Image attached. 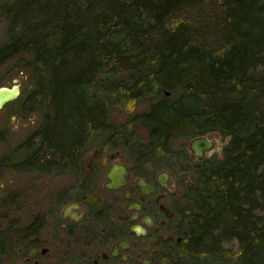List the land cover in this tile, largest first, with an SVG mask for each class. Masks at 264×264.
<instances>
[{"label": "trees", "instance_id": "obj_1", "mask_svg": "<svg viewBox=\"0 0 264 264\" xmlns=\"http://www.w3.org/2000/svg\"><path fill=\"white\" fill-rule=\"evenodd\" d=\"M8 8L0 67L14 59L10 68L25 71L22 110L42 115L18 166L77 167L96 138L140 159L144 150L129 138L141 126L147 153L190 161V224L177 249L185 253L172 264H264V0H17ZM131 103L145 106L116 121L113 112ZM212 132L228 138L219 155L173 153L174 139ZM232 240L236 251L226 246Z\"/></svg>", "mask_w": 264, "mask_h": 264}, {"label": "flooded vegetation", "instance_id": "obj_2", "mask_svg": "<svg viewBox=\"0 0 264 264\" xmlns=\"http://www.w3.org/2000/svg\"><path fill=\"white\" fill-rule=\"evenodd\" d=\"M15 99L0 107L3 123L17 114L13 104ZM187 149L189 158L194 161L219 155L221 150L211 147L202 152L199 159L190 155L188 145ZM171 162L174 160L156 170L145 171L141 159L134 160L120 149L94 147L82 155L81 165L55 170L57 175L44 179L50 192L48 196L58 203V208L35 217L24 214L25 226L21 228L26 233H19V236L15 229L16 178L9 177L8 183L0 182V224L5 216L14 218L9 216L8 240L5 246L0 244V257L18 251L20 258H13L11 264H41L33 252L41 242L33 247L28 239L42 230L59 241L66 237L88 238V243H94L95 248L85 251L97 252L89 255L91 258L87 256V264H172L183 261L185 251L177 249L186 241V228L190 224L186 190L194 183L188 170L189 160L179 169L171 167ZM48 171L40 170L50 174ZM18 200H21L20 196ZM30 227H34L32 233ZM18 240L26 245L16 248ZM48 249L42 245L40 255Z\"/></svg>", "mask_w": 264, "mask_h": 264}, {"label": "rangeland", "instance_id": "obj_3", "mask_svg": "<svg viewBox=\"0 0 264 264\" xmlns=\"http://www.w3.org/2000/svg\"><path fill=\"white\" fill-rule=\"evenodd\" d=\"M16 1L17 0H0V43L7 39V30L10 24L7 17V13L9 12L8 6L13 5ZM211 7L206 6L203 10L197 12L205 11L209 13ZM14 61L15 60L13 59L8 64H12ZM8 64L0 67V85L10 86L14 83V78H18V82H21V84L20 94L13 102V104L16 105L17 114L11 119H8L5 123L2 122L3 118L0 117V182L8 183L9 177L13 176L14 179L16 178L17 189L15 195L17 199L16 201L18 202L16 204L15 229L18 231L17 236H19V230L25 226L23 219L24 214L33 215L35 217L40 215V213L58 208V203L52 198H49L48 195L50 192L47 191L43 182L45 178L57 175V171H50L52 169H48L49 171L47 173L50 174H45L40 172V168L31 169L29 171L18 166L23 154V143L32 136L33 131L37 128L42 118V115L39 110L27 112L22 110V104L25 100L29 99L28 93L31 90V86L27 82L28 75L23 70L17 72V68L12 70ZM144 106V104L135 105L131 103L128 106L122 107L118 112H113V117L116 121L127 119L132 117L137 111L142 110ZM206 135L217 139L218 147L221 150L228 140L227 137H222L217 132L207 133ZM129 141H134L137 145L136 148L139 147L142 149L141 151L144 150L143 153L140 152V154H138V157L143 162L145 171L156 170L161 166L168 164L169 160H174V162H171V167L177 169H179L181 165L183 166L186 162V160L181 159L178 161H176L177 159L175 160L172 158L168 160V157L162 156V158H160L152 153H147L146 149L149 145L147 133L141 126H137L133 130ZM104 143L105 142L102 138H96L92 143L86 146L83 155L84 153L91 151L94 147L107 148L108 146ZM187 145L188 139H174L172 141L173 153L179 155L177 151H179V148L182 146L188 151ZM121 151L127 156L132 154L131 151L125 148ZM152 156L155 157L152 158ZM19 196L21 200H18ZM9 216H5L0 224V244L2 247L7 244L6 241L8 240V236H6V232L9 229L7 222H9L10 217L11 219L14 218L13 216ZM3 225L5 227H3ZM87 239L88 238L82 237H66L63 241H59L57 238H52L44 234L42 230H38L36 233L32 234L28 240H30L33 247L36 246L35 244L41 242L37 247V251H33L34 255L40 258L41 264H87L89 262H87V258H91L89 255H93L97 252L85 251L89 248H95L94 243L89 244ZM25 245V242L19 240L16 241V248H19V246L24 247ZM42 245L48 246L49 248L44 255H40L39 251ZM226 246L229 247L231 251H236L238 248L236 240L230 241ZM13 258H20L18 251H16L15 254L13 253L6 257H0V264L2 261H5L6 264H11Z\"/></svg>", "mask_w": 264, "mask_h": 264}, {"label": "water", "instance_id": "obj_4", "mask_svg": "<svg viewBox=\"0 0 264 264\" xmlns=\"http://www.w3.org/2000/svg\"><path fill=\"white\" fill-rule=\"evenodd\" d=\"M168 94V91H166ZM20 94V84L18 79H14V83L10 86L0 85V107L4 105L7 101L15 99ZM211 147H218V141L215 138L208 137V135H199L193 137L188 144L190 155L192 157L201 158L202 152L208 151ZM185 176V174H182ZM188 184H192L188 182ZM42 253L44 251H41ZM21 264V263H17Z\"/></svg>", "mask_w": 264, "mask_h": 264}]
</instances>
